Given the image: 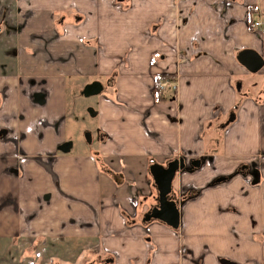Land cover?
Instances as JSON below:
<instances>
[{"label":"crops","instance_id":"obj_1","mask_svg":"<svg viewBox=\"0 0 264 264\" xmlns=\"http://www.w3.org/2000/svg\"><path fill=\"white\" fill-rule=\"evenodd\" d=\"M263 2L0 0V264H264V82L236 57L264 58ZM94 81L101 138L72 152L70 88ZM180 157L179 240L142 219L149 166Z\"/></svg>","mask_w":264,"mask_h":264},{"label":"water","instance_id":"obj_2","mask_svg":"<svg viewBox=\"0 0 264 264\" xmlns=\"http://www.w3.org/2000/svg\"><path fill=\"white\" fill-rule=\"evenodd\" d=\"M236 57L237 60L251 73L259 71L264 66V58L262 55L251 48L241 49ZM101 89L102 85L98 81H94L86 85L82 90V93L84 95L97 94ZM237 89H240V83L237 84ZM233 119L234 114L230 116V121ZM199 163V160H195L192 161L191 164L198 167ZM185 166L186 161L182 157L174 158L166 164L153 162L149 166V173L154 181L158 195L157 203L144 215V221L159 220L172 229H177L179 227V200L172 194V182L176 173L179 170H183ZM222 179H224V177H219L217 181H221Z\"/></svg>","mask_w":264,"mask_h":264},{"label":"rangeland","instance_id":"obj_3","mask_svg":"<svg viewBox=\"0 0 264 264\" xmlns=\"http://www.w3.org/2000/svg\"><path fill=\"white\" fill-rule=\"evenodd\" d=\"M264 3V2H263ZM254 19V17L252 16ZM264 21V14L262 15V19H258ZM254 32V30H253ZM264 67L255 73H251L246 71L244 74L246 77L250 79L251 84L254 86L261 85L264 82ZM240 83V82H238ZM98 95L93 96H85L83 93H77L75 88H70L69 96H68V106L69 112L66 119V132L68 140H71L73 145L71 146L72 152H77L81 148L90 149L95 147L98 144V140L101 138L97 131V119L94 115H92L91 108L93 100L96 101ZM90 137H89V135ZM91 138V141H89ZM178 176L176 173L175 177ZM174 177V178H175ZM144 194L142 195L140 191L138 194H131L132 197V205L135 210H139L141 212V200ZM184 195H181L183 197ZM154 199V200H153ZM151 200L157 203V196L151 197ZM152 201L147 200L148 204ZM153 207L154 205H150ZM146 211V213L151 209ZM145 213V214H146ZM144 217V216H143ZM143 220V219H142ZM144 221V220H143ZM176 235L180 232L179 240L182 237V229L178 231V229L172 230ZM173 254V249L169 250V255ZM177 255V251L175 250V257ZM171 264H173L171 262ZM177 264V262H174Z\"/></svg>","mask_w":264,"mask_h":264},{"label":"built area","instance_id":"obj_4","mask_svg":"<svg viewBox=\"0 0 264 264\" xmlns=\"http://www.w3.org/2000/svg\"><path fill=\"white\" fill-rule=\"evenodd\" d=\"M253 27L257 29L261 34H264V21L262 20H255L252 23ZM157 88L161 93H169L170 95H174L178 92V83L177 80L173 77L168 75H163L159 77L157 81Z\"/></svg>","mask_w":264,"mask_h":264},{"label":"trees","instance_id":"obj_5","mask_svg":"<svg viewBox=\"0 0 264 264\" xmlns=\"http://www.w3.org/2000/svg\"><path fill=\"white\" fill-rule=\"evenodd\" d=\"M250 10H251V13L253 14H255V11H256V9H255V6H254V4H252L251 6H250ZM158 79H159V77H158ZM157 79V80H158ZM158 95V94H157Z\"/></svg>","mask_w":264,"mask_h":264},{"label":"flooded vegetation","instance_id":"obj_6","mask_svg":"<svg viewBox=\"0 0 264 264\" xmlns=\"http://www.w3.org/2000/svg\"><path fill=\"white\" fill-rule=\"evenodd\" d=\"M161 76H163V75H161ZM169 76V75H168ZM158 81V80H157ZM90 141H91V138H90ZM173 194V193H172ZM174 195V194H173Z\"/></svg>","mask_w":264,"mask_h":264}]
</instances>
